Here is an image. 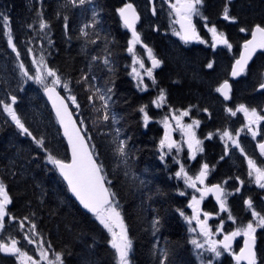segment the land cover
<instances>
[{
	"label": "trees",
	"instance_id": "obj_1",
	"mask_svg": "<svg viewBox=\"0 0 264 264\" xmlns=\"http://www.w3.org/2000/svg\"><path fill=\"white\" fill-rule=\"evenodd\" d=\"M128 2H133L141 13L137 29L143 41L155 49L162 61L155 70L158 89L166 91L170 106L190 107L193 117L201 122L198 134L204 139V151L189 168L193 171L206 162L213 167L211 182L228 179L232 189H237L238 183L233 182L237 177L244 182L240 191L229 198L236 216H245L246 221L251 218L249 212L241 209V203L245 204L248 197L264 212L258 206L263 190L248 185L245 155L232 148H227L225 154V143L217 135L205 139L208 133L242 128L245 122L242 113L232 116L228 108L244 104L264 115V89L258 90L264 82V50L257 53L243 76L230 79L243 42L254 26H264V0H204L203 15L210 25L225 33L232 45L230 49L220 43L213 47L207 29L198 21L200 36L206 44H185L167 34L161 23L164 7L168 14L165 1L85 0L81 5L78 0L76 3L72 0H0V14L9 18L7 26L0 19V101L12 104L11 97H16L12 107L32 134L22 133L0 104V179L12 201L7 207V228L0 238L13 235L23 238L24 233L17 227L23 221L31 227L35 224L36 233L49 251L62 254L63 264H116L108 231L77 203L56 167L47 160L49 153L63 160H69L70 156L43 86L34 81L25 82L21 73L20 63L32 68L33 54L43 56L62 82L69 84L68 89L58 86L60 91L76 97L77 118L84 122L81 126L86 129V137H91V147L95 145L98 162L103 163L110 182L107 184L115 193L114 199L132 240L130 263L161 264L163 260L164 264H199L187 226L178 211L187 208L188 200L178 192L179 186L171 175L173 168L159 156L163 127L157 118L161 109L152 106L157 92L140 91L131 75L132 58L127 51L131 34L118 12ZM226 6L235 21L223 18ZM152 7L155 13L150 11ZM40 11L50 25L46 32H39L38 25L34 24ZM143 14L150 15L151 25ZM64 17H67V28ZM29 24L34 27L29 28ZM81 28H85L87 36L81 33ZM241 28L247 31L241 32ZM9 31L16 51L8 44ZM138 48L144 49L139 44ZM85 76L87 80L83 79ZM229 79L231 97L225 99L217 88ZM96 89L101 94L111 89L108 121L102 119L104 111L102 101L94 95ZM144 105L153 118L147 127L139 111ZM260 128L264 135V121ZM117 129L118 139L126 141V165L114 152ZM32 137L43 138V148ZM240 139L245 153L264 166V156L250 135L243 133ZM206 202L211 206L206 203L205 210H217L212 200ZM257 240L258 256L264 261V229L257 231ZM0 264H17V261L0 252ZM219 264H231L230 258Z\"/></svg>",
	"mask_w": 264,
	"mask_h": 264
},
{
	"label": "snow or ice",
	"instance_id": "obj_2",
	"mask_svg": "<svg viewBox=\"0 0 264 264\" xmlns=\"http://www.w3.org/2000/svg\"><path fill=\"white\" fill-rule=\"evenodd\" d=\"M73 3H76L77 0H72ZM78 3L83 5L85 0H78ZM204 5V0H175L174 3H170V15L174 14L175 20L174 23L179 25V31L174 30V34L179 36L185 43L192 40H200L199 33L196 30V26L193 23V17H201L203 20L207 21V17L202 13V6ZM120 17L123 21L125 27L132 30V38L129 40L128 49L129 53L133 54V68L132 74L137 78V86L143 83V77L141 73L137 70L135 65L138 63L141 69L144 68V62L142 59H139L135 55V46L142 43L139 33L136 31L135 24L139 19L138 14L134 6L131 3H126L122 8L118 9ZM155 13V9H153ZM95 15V14H94ZM223 18L225 20L235 21V17L229 15V8L226 6L223 9ZM0 19H2L5 26L9 23V18L0 14ZM65 28H67V17H64ZM34 24L38 25L39 32H46L50 27L49 23L43 18V12H37L36 20ZM207 27V24H205ZM29 28H33V24L28 25ZM87 28V25H85ZM85 28H81L80 31L83 35L87 36L88 33L85 31ZM209 31L213 36V47L217 43L226 45L229 49L232 45L225 38L223 33H218L216 27L213 25L209 28ZM241 32L247 31V29L241 28ZM251 39L246 40L243 44V51L240 54L239 59L235 61V64L232 67L231 75L233 77L240 76L244 74L247 70L248 62L252 59V56L257 51V49H264V26L257 24L251 30ZM8 44L12 47L13 51H16V45L13 43V37L11 31L7 33ZM51 43V41H49ZM147 50V55L151 59L152 67L145 70V74L152 78L153 69L159 67L162 61L157 59L152 52L151 48H148L147 45H143ZM31 51V49H29ZM17 56L19 53L17 52ZM93 59H97L93 57ZM105 64L108 63L107 58H105ZM33 63H38L35 76H29L28 71L24 68L23 63L20 64V68L24 76H27L29 79H35L36 83L44 87L45 93L48 95V98L53 103V108L55 109L56 116L59 123L63 126L64 136L67 137L68 144L71 148V160L66 162L63 159H58L56 156L49 153L47 155V160L54 165L60 172V174L67 181L68 186L71 192L77 197L80 203L84 208L88 209L95 214L96 218L99 220L100 224L110 233L111 239L109 241L111 248L115 252L116 264H130L129 255L132 250V240L129 238L127 227L124 223L121 212L118 210L119 205L115 201V193L110 190L109 187H106V183H110L106 179V173L104 172L103 163L98 162L99 156L95 153V145H92L90 148L88 145V140L91 137L86 139V129L82 133L81 128L77 126V123L72 118V114L68 110V105L65 102V98L62 97L59 92H57V86H62L63 89H68L69 84L66 81L61 80V77L57 75V72L47 67L44 61V57L41 56L39 62L33 60ZM208 67L211 68L212 64H208ZM48 77H52L51 85L46 83ZM84 80H87V76L83 77ZM260 89H264V83L260 84ZM147 89V85L143 86V90ZM218 92H221L224 95L225 99H229V93L231 91V86L227 80L217 88ZM111 92V89H108L106 93L101 94L99 89H96L94 95L97 99L102 101L101 108L104 111L102 119L108 121L110 115L108 113V100ZM92 96L89 97V100H92ZM68 99L71 100L73 104H76V97L70 96ZM164 90H160V94L155 101H152L157 108L162 107L165 101ZM12 104H15L16 97H11ZM0 104H3L4 110L15 122L16 126L21 130L22 133L31 136L28 128L25 127L24 123L21 121L17 113L12 107V104H4L3 101H0ZM79 105H77V108ZM147 105L141 106L139 111L143 114L144 126L147 127L149 121L152 119L147 109ZM100 111V109H96ZM206 111V109H205ZM227 111L231 113L232 116H236L237 112H241L244 115V118L247 120V124L236 132V137L239 136L241 131H244L245 128L251 133L253 137L257 135V132L253 130L254 125H259L260 122L264 121V115H261L256 108H249L244 104L237 106L236 110L233 111L232 108H228ZM189 110L179 111V114L173 113L171 119L176 123V129L172 128L170 119L168 115H165L161 121L164 127V134L159 140V148L161 150L160 159L163 161L165 156L172 153L173 150L176 151L177 155L182 150V145L172 138V131L179 130L184 138V143L187 144L189 150L190 158L195 159L198 152H203L202 147L203 141L197 138L195 129L199 127L200 121L193 120L190 124H184L183 118L189 116ZM111 119L115 121V116H112ZM83 121H80V124L83 125ZM117 131V139L114 141L116 147L114 149L115 154L121 158V162L125 165L127 164L128 151L126 150V141L119 140V129ZM213 133H208L205 139H211ZM227 138L231 141V144L239 148L241 153L244 152V149L240 147L238 139L234 138L232 133L225 130L221 134V139ZM35 143L43 148L44 140L36 139L32 137ZM227 144L225 145L227 154ZM258 148L261 156H264V142L258 144ZM246 155V154H245ZM248 164V176L252 178V182L255 183L260 188L264 189V166H257V162L251 158L247 157ZM223 159V157H221ZM179 164V170L175 172V177L177 179H183L184 184L187 188H192L195 192L199 193V199L196 195H192L191 201L188 205L192 209V216H186L182 210L180 212L181 216H184L185 220L191 225L192 221H196V225L199 228L198 235L203 238V242L200 239L193 238L190 242L197 250H204L213 254L212 258L207 260L206 264H214V261L219 259L225 253H228L232 256L235 264H260L258 260V255L256 251L257 243V230L264 229V214L255 210L254 204L251 199L245 200L247 208L251 210V215L253 217L246 225L242 224L235 228V230L224 232V221L223 219L220 222V225L216 227L215 232L208 224V219L211 216L210 213L204 212V219H200L201 210L199 205L201 201L208 195V193L215 194L216 200L220 205V212H227V219L234 221L235 217L232 216L231 211L227 207V196L231 193H226L224 188L220 184L212 185L211 187H197V183L204 185L205 179L209 174V165L207 163L202 164L198 174L194 177L189 175L185 169V165L180 163L179 160H175ZM236 179H239L237 177ZM226 183V181H225ZM241 184L244 182L241 181ZM240 189L237 188L236 191ZM186 192H180V195H185ZM11 199L6 186L3 181H0V230L4 228L5 216L8 214L6 209L7 206L11 203ZM27 219V218H25ZM23 221H21L20 227L23 228ZM32 230H35V224L32 225ZM190 232L195 233L197 228H190ZM218 233H223L222 239H214L213 237ZM237 237H243V246L239 248V251H235L233 248V242ZM23 239H26L29 244L37 243L34 239L30 238L27 233H25ZM19 241L11 239L10 244L0 242V252L8 253L15 255L17 259L21 260V264H40L41 261H46L47 264H63V257L61 253H55L54 260H50L48 257V249L43 247V242L37 244V251L39 252V258L33 259L32 256H29L27 252L21 251L17 247ZM50 247V245H49ZM198 256H202V252L197 253ZM167 252L164 253L165 260L167 259ZM161 264H164V261H161ZM202 264L205 262L202 260Z\"/></svg>",
	"mask_w": 264,
	"mask_h": 264
},
{
	"label": "rangeland",
	"instance_id": "obj_3",
	"mask_svg": "<svg viewBox=\"0 0 264 264\" xmlns=\"http://www.w3.org/2000/svg\"><path fill=\"white\" fill-rule=\"evenodd\" d=\"M159 1H161V2H163V1H165V3H167V5H168V14L166 13V11H165V7H164V16H163V21L161 22V23H163L164 25H165V31L167 32V34H170L172 37H176V38H179L180 40H182L179 36H177V35H175L174 34V30L175 31H179V25L178 24H175L174 23V20H175V16H174V14H172V15H170V7H169V5H170V3H174L175 2V0H159ZM161 7H162V5H160ZM153 7L151 8V12H153ZM202 10V9H201ZM145 12H146V10H145ZM161 12H162V10H161ZM154 13V12H153ZM203 13V12H202ZM144 15V18H146L147 17V19H146V21H147V23H148V25H151L152 24V20H150L149 18H150V15L148 16V14H143ZM197 21L198 22H201L202 24H203V26L207 29V31H208V34H209V36H210V39H211V42H213V36H212V33L209 31V28H211L213 25H210L209 24V21L207 20V21H205V20H203L201 17H193V22H194V24H195V26L197 27V30H198V33H199V36H200V32H199V28H198V25H197ZM205 24H207V27L205 26ZM217 29V28H216ZM217 32L218 33H223L224 34V36H225V38H226V35H225V33L224 32H221V31H219L218 29H217ZM131 38H132V36H131ZM131 38H130V40H131ZM183 41V40H182ZM197 43H205L206 42V40L205 39H203L201 36H200V40H195ZM144 48V47H143ZM151 49H152V52H153V55L156 57V58H160L159 57V55L157 54V52L155 51V49L153 48V47H150ZM135 55L139 58V59H142L143 60V62H144V68L143 69H141L140 67H139V64L137 63L136 65H135V67L137 68V70L141 73V76L143 77V83L140 85V87H138L137 86V84H138V80H137V78L134 76V74H132V68H133V54L132 53H129L130 55H131V58H132V62H131V75H132V77H133V79H134V81H135V83H136V87L140 90V91H147V90H150V89H153V90H155L156 92H157V94H156V96L154 97V99L152 100V101H155L157 98H158V96H159V94H160V90L158 89V86H157V78H156V76H155V68L153 69V77L155 78L154 79V81H153V79L152 78H149L146 74H145V70L147 69V68H151L152 66H151V59L148 57V55H147V50L144 48L143 50H140L139 48H138V44L135 46ZM39 59H40V57H37V56H35V55H33L32 54V68H26L25 66H24V68L28 71V74H29V76H35V74H36V69H37V67L39 66L38 65V63H33V60H35V61H37V62H39ZM160 61H161V59H159ZM44 61H45V64L47 65V67H49L48 66V64H47V62H46V60L44 59ZM21 64V63H20ZM162 64V63H161ZM161 64H160V66H161ZM50 68V67H49ZM21 73H22V75H23V72H22V70H21ZM23 77H24V79H25V82H28V81H34V82H36L35 81V79H29L27 76H24L23 75ZM52 77H48V79H47V81H46V83L48 84V85H51V81H52ZM40 85V84H39ZM144 85H147V89L146 90H143V86ZM42 86V85H41ZM60 87V86H59ZM44 88V87H43ZM157 89V90H156ZM164 90V89H163ZM164 93H165V97H166V99H165V101H164V103H163V106L162 107H159V108H157L156 107V105L154 104V103H152V106L155 108V109H157V110H159L160 111V109H161V112L158 114V118H157V120H158V122H159V124H161V126L163 127V124L161 123V121H162V119H163V117L165 116V115H168L169 116V119H170V123H171V125H172V128L173 129H176V123H175V121L174 120H172L171 119V116L173 115V113H175V114H179V111H182V110H189L190 111V114H189V116H187V117H184L183 118V123L184 124H190V123H192V121L193 120H198V121H200L199 120V118H197V117H193V115H192V113H191V109H190V107H187V108H173L172 106H170L169 104H168V102H167V93H166V91L164 90ZM66 95H67V97H70L71 96V94L70 93H68V92H66ZM70 100V99H69ZM70 102H71V100H70ZM72 103V102H71ZM237 108V107H236ZM236 108L235 109H233V111H235L236 110ZM253 108H255V107H253ZM251 109V108H250ZM257 109V108H256ZM147 110V109H146ZM148 111V110H147ZM258 111V110H257ZM259 112V111H258ZM260 113V112H259ZM149 114V113H148ZM261 114V113H260ZM262 115V114H261ZM150 116V115H149ZM242 116H243V118H244V115H243V113H242ZM151 117V116H150ZM152 118V117H151ZM152 120H153V118L149 121V123L150 122H152ZM244 124L242 125V127H244L246 124H247V120L244 118ZM148 123V124H149ZM201 123V122H200ZM261 123L262 122H260V124L259 125H254L253 126V130L254 131H256L257 132V135L255 136V137H253L252 135H251V133L247 130V128H245V130L244 131H241L240 133H239V136L238 137H236V132L238 131V130H240V129H238V130H236V131H230V130H227V131H229V132H231L232 133V135H233V137L234 138H236V139H238V141H239V144H240V147H242V145H241V139H240V137H241V135L243 134V133H245V134H249L250 135V137L256 142V144L258 145L259 143H261L262 141H264V135H262V131H261V128H260V125H261ZM200 125V124H199ZM198 128L199 127H197L196 129H195V131H196V135H197V138L198 139H200V140H202V141H204V139L203 138H201L200 136H199V134H198ZM223 131H225V130H223ZM223 131H219V132H214L213 133V136L214 135H217L219 138H220V140L221 141H223L224 143H225V145L227 144V148H232V149H236V150H238L240 153H241V151H240V149L239 148H236V147H234L232 144H231V141H229L226 137L224 138V139H221V134L223 133ZM163 134H164V127H163ZM172 138L174 139V140H176L178 143H180L181 145H182V150L179 152V154L177 155V153H176V151L175 150H173L172 151V153L171 154H169V155H167V156H165V159L162 161V162H164V163H166V164H168L169 166H171L170 168H173V172L171 173V175H172V177L175 179V181L177 182V184H178V186H179V190H178V192H179V194H180V192H186V194L185 195H183V196H185L186 198H187V200H188V205H189V203H190V201H191V198H192V195H196L197 196V198L199 199V193L198 192H195V190L194 189H192V188H187L186 186H185V184H184V181H183V179H177L176 177H175V172L176 171H178L179 170V164H177L176 162H175V160H179L180 161V163H182V164H184L185 165V169H186V171L188 172V174L189 175H192L193 177L196 175V174H198V172H199V170H200V168H201V166H202V164H204V163H206V162H203L200 166H199V168H193V171L189 168V165H191L192 164V162L195 160V159H191L190 158V154H189V150H188V148H187V144L186 143H184V138L182 137V134H181V132L179 131V130H174V131H172ZM212 136V137H213ZM202 147H203V144H202ZM243 148V147H242ZM201 152H198L197 154H196V157L200 154ZM160 154H161V150H160V148H159V156H160ZM242 154H246L245 153V151L242 153ZM250 157V156H248L247 154L245 155V157ZM195 157V158H196ZM252 158V157H251ZM185 159L187 160V162H185ZM254 159V158H253ZM255 160V159H254ZM256 161V160H255ZM257 162V161H256ZM208 164V163H207ZM246 164H247V158H246ZM209 165V164H208ZM257 166H262V165H259L258 163H257ZM247 170H248V164H247ZM212 173H213V167L212 166H209V174H208V176H207V178L205 179V183H204V185H200L199 183H197V186L198 187H205V186H207V185H209V184H213V183H215V182H220L221 184H222V186L224 187V189H225V192L226 193H231V195H228L227 196V201H226V203H227V207H228V209L231 211V214H232V216L233 217H235V220L234 221H231V220H228L227 219V216H228V213L227 212H219V210H218V208H217V210L216 211H207V210H205L204 209V205L207 203L206 201V198H204L202 201H201V203H200V205H199V208H200V210H201V215H200V219H204V217H203V213L204 212H208V213H210L211 214V216H210V218H209V220H208V224H209V226L212 228V230L215 232V230H216V227L218 226V225H220V222H221V220L223 219V221H224V228L225 229H227V231H229V228H233V229H235L236 227H238V226H240V225H242V224H244V225H246L250 220H252L253 219V217H252V215H251V210H249L248 208H247V205L246 204H242L241 203V209L242 210H244L245 212H249L250 213V216H251V218L250 219H248L247 221L244 219L245 218V216H243V217H238V216H236L235 214H233V212H232V206H231V204H230V201H229V198H230V196H232L234 193H236V192H239V191H236L235 189H232V186H229V185H231V182L228 180V179H225V180H222V181H214V182H211L210 181V179H211V177H212ZM250 178V182H249V184L248 185H250V186H252V187H254V186H256L259 190H263V192H264V189H262V188H260L259 186H257L255 183H253L252 182V178L251 177H249ZM0 181H1V179H0ZM225 181H226V183H225ZM233 182H235V183H238L237 184V188H239V189H241V187H242V185L243 184H241L240 182H241V180H239V179H237L236 181H233ZM235 183H233V184H235ZM7 190V189H6ZM248 199H251L252 200V198L251 197H248V198H246L245 200H248ZM258 206L260 207V208H262L263 210H264V194H263V196H262V201L261 200H258ZM209 206H211V204L208 202L207 203ZM8 207V206H7ZM254 207H255V210L256 211H258V212H261V214H264V212L261 210V209H259L258 207H256L255 205H254ZM258 209V210H257ZM119 210V209H118ZM6 211H7V209H6ZM184 213H185V215L186 216H189V217H191L192 216V209L190 208V207H188L187 206V208L186 209H183L182 210ZM7 213H8V211H7ZM122 215V214H121ZM94 217L96 218V216L94 215ZM182 217V219H183V221L185 222V224H186V226H187V229H188V232H189V234H190V241L193 239V238H197V239H200L201 240V242H203V238L202 237H200L199 235H198V233H199V228L197 227V225H196V221L195 220H193L192 221V223H191V225L185 220V218H184V216H181ZM9 218V214H7L6 216H5V218H4V220L6 221V219H8ZM96 220L99 222V220L96 218ZM124 220V219H123ZM124 223H125V221H124ZM20 225L21 224H18L17 225V227H18V229L21 231V232H23L24 233V235H25V233H27L28 234V236L30 237V238H32V239H34L37 243H32V244H29L28 242H27V240L26 239H23V238H19L17 235H13V236H10L9 238H7V239H2V238H0V242H3V243H8V244H10V242H11V239H15V240H17V241H19V243L17 244V247L18 248H20L21 249V251H24V252H27V254L29 255V256H32L33 257V259H38L39 258V252L36 250L37 249V244L38 243H40V242H43V247L45 248V249H48L47 248V246H46V244L44 243V241H43V239H42V237L40 236V235H38L37 233H36V231L34 230H32V227L30 226V225H27V224H25V223H23V228H21L20 227ZM126 225V224H125ZM7 228V224L6 223H4V228L2 229V230H0V234L5 230ZM190 228H197V231L195 232V233H193V232H190L189 231V229ZM259 230V229H258ZM257 230V231H258ZM225 231V230H224ZM12 233V232H11ZM109 235H110V233H109ZM222 237H223V235H222V233H218L217 235H215L213 238L214 239H222ZM110 239H111V235H110ZM193 246V245H192ZM193 250H194V253H195V256H196V258H197V260H198V263L199 264H202V260L205 262V264H206V262H207V260H209L210 258H212V256H213V254L212 253H210V252H207V251H204V250H197V249H195V247L193 246ZM198 252H202V256H198ZM131 253V252H130ZM226 255H229L228 253H225L224 255H222L219 259H217V260H215L214 261V264H219L224 258H225V256ZM48 257H49V259L50 260H54L55 259V257H54V254H52L50 251H49V249H48ZM14 258L16 259V261H17V264H21V260H19V259H17L16 258V256H14ZM129 260H130V258H129ZM259 262H260V264H264V261H261L260 260V258H259ZM40 264H47V262L46 261H41L40 262ZM131 264V263H130Z\"/></svg>",
	"mask_w": 264,
	"mask_h": 264
},
{
	"label": "water",
	"instance_id": "obj_4",
	"mask_svg": "<svg viewBox=\"0 0 264 264\" xmlns=\"http://www.w3.org/2000/svg\"><path fill=\"white\" fill-rule=\"evenodd\" d=\"M128 3H131L133 6H134V8H135V10H136V13L138 14V16H139V19L136 21V24H135V28H136V31L139 33V35H140V38H141V34H140V32L138 31V29H137V25H138V23H139V21H140V19H141V14H140V12L137 10V8H136V6H135V4L134 3H132V2H128ZM121 21H122V19H121ZM122 23H123V21H122ZM124 25V24H123ZM255 27V26H254ZM253 27V28H254ZM252 28V29H253ZM126 29L131 33V35H132V30L131 29H129V28H127L126 27ZM252 37H251V32H250V36L246 39V40H250ZM245 40V41H246ZM141 41H142V39H141ZM193 41H195V40H192V41H189V42H193ZM244 41V42H245ZM244 42H243V44H244ZM140 44H142V45H146L143 41H142V43H140ZM243 44H242V47H241V51H240V54H241V52L243 51ZM264 49H257V51L254 53V55L252 56V59L248 62V66L251 64V62L253 61V59L255 58V56L257 55V53H259V52H261V51H263ZM240 54H239V56L235 59V61L237 60V59H239V57H240ZM158 59V58H157ZM235 61H234V63H233V65L235 64ZM151 62V61H150ZM233 65H232V67H233ZM151 66H152V62H151ZM248 66H247V68H248ZM231 72H232V68H231ZM231 72H230V79L231 80H237V79H239L242 75H240V76H236V77H233L232 75H231ZM228 82H229V84H230V86H231V82H230V80H227ZM224 82H222L220 85H219V87L223 84ZM264 83V82H263ZM260 86V85H259ZM218 87V88H219ZM56 90H57V92H59V94L62 96V97H64L65 98V102L67 103V105H68V110H69V112L72 114V118H73V120H75L76 121V123H77V126L78 127H80L81 128V131H82V133L84 132V130H83V128H82V126H81V124H80V121L78 120V118H77V116H78V111H75V105H71L70 104V102H69V100H68V98L60 91V89L57 87L56 88ZM258 90H262V89H260V87H258ZM43 91H44V89H43ZM220 93V95L224 98V95L221 93V92H219ZM44 95H45V97H46V100H47V102H48V104H49V106H50V108L52 109V111H53V113H54V115H55V117H56V119H57V121H58V118H57V116H56V112H55V109L53 108V103H52V101L48 98V95L45 93V91H44ZM230 97H231V91H230V93H229V99H230ZM58 124H59V126H60V128H61V132H62V134H63V132H64V129H63V126L59 123V121H58ZM63 136H64V134H63ZM64 138H65V141H66V143H67V146H68V150H69V160H65L66 162H68V161H70L71 160V148H70V146H69V144H68V140H67V137H65L64 136ZM86 139H87V137H86ZM264 142V141H263ZM88 145H89V147L91 148V145H90V143H89V140H88ZM57 169V168H56ZM57 171H58V173L60 174V172H59V170L57 169ZM61 175V174H60ZM61 177L63 178V180L65 181V183H66V185H67V187H68V189L70 190V188H69V186H68V183H67V181L64 179V177L61 175ZM215 184H220L221 185V187L222 188H224L223 186H222V184L220 183V182H215V183H213V184H210V185H208L207 187H211L212 185H215ZM106 187H109L108 186V184L106 183V185H105ZM200 188H203V187H200ZM225 190V189H224ZM70 193H71V195L73 196V198L77 201V203L86 211V212H88V213H90L91 215H95L94 213H92L91 211H89L88 209H86V208H84V206L80 203V201L77 199V197L71 192V190H70ZM205 197H212V199H213V201L216 203V205L218 206V209H219V212H220V205H219V202L216 200V197H215V194H213V193H208V195L207 196H205ZM222 213V212H221ZM210 218V217H209ZM209 220V219H208ZM223 238V237H222ZM239 238H241V237H237L236 238V240L237 239H239ZM235 240V241H236ZM235 241L233 242V245H234V243H235ZM243 246V245H242ZM256 248H257V243H256ZM257 251V250H256ZM2 254H4V255H8V256H15V255H12V254H8V253H4V252H2Z\"/></svg>",
	"mask_w": 264,
	"mask_h": 264
},
{
	"label": "flooded vegetation",
	"instance_id": "obj_5",
	"mask_svg": "<svg viewBox=\"0 0 264 264\" xmlns=\"http://www.w3.org/2000/svg\"><path fill=\"white\" fill-rule=\"evenodd\" d=\"M141 36H142V35H141ZM182 43H185V42L182 41ZM191 43H197V42L194 41V42H190V44H191ZM213 43H214V41L211 42V45H212V46H213ZM185 44H189V43H185ZM201 44H206V43H201ZM217 44H219V43H217ZM217 44H216V45H217ZM216 45H215V46H216ZM147 46H148V45H147ZM148 48H149V47H148ZM207 199H208V198H207ZM209 200H212V198H209ZM212 202H213V200H212ZM214 204H215V203H214ZM215 205H216V204H215ZM216 208H217V205H216ZM224 230H225L224 232L226 233V232H229V231H232V230H235V229H233V228H229V231H227V229L224 228ZM256 236H257V234H256ZM242 245H243V237H241V238H239V239H237V240L235 241V243H234V245H233V248H234L235 251L238 252V251H239V248L242 247ZM257 255H258V253H257ZM226 257L230 258V263H231V264H235V262L233 261V258H232V256H231L230 254H229V255H226L225 258H226ZM225 258H224V259H225ZM224 259H223V260H224ZM223 260H222V261H223Z\"/></svg>",
	"mask_w": 264,
	"mask_h": 264
},
{
	"label": "bare ground",
	"instance_id": "obj_6",
	"mask_svg": "<svg viewBox=\"0 0 264 264\" xmlns=\"http://www.w3.org/2000/svg\"><path fill=\"white\" fill-rule=\"evenodd\" d=\"M141 39H142V36H141ZM142 41H143V39H142ZM144 42V41H143ZM145 43V42H144ZM146 44V43H145ZM224 45V44H223Z\"/></svg>",
	"mask_w": 264,
	"mask_h": 264
}]
</instances>
